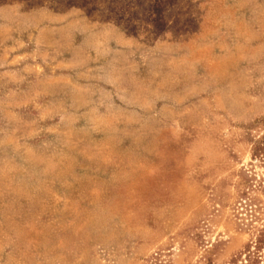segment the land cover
Segmentation results:
<instances>
[{
    "label": "rangeland",
    "instance_id": "374dc122",
    "mask_svg": "<svg viewBox=\"0 0 264 264\" xmlns=\"http://www.w3.org/2000/svg\"><path fill=\"white\" fill-rule=\"evenodd\" d=\"M249 248L264 264V0H0V264Z\"/></svg>",
    "mask_w": 264,
    "mask_h": 264
},
{
    "label": "trees",
    "instance_id": "16d2710c",
    "mask_svg": "<svg viewBox=\"0 0 264 264\" xmlns=\"http://www.w3.org/2000/svg\"><path fill=\"white\" fill-rule=\"evenodd\" d=\"M246 192L244 191L243 193H242V196H246ZM261 248H263V242H258L257 244H256V247H255V249H261ZM251 248H249V259H250V264H259V257H258V255H251Z\"/></svg>",
    "mask_w": 264,
    "mask_h": 264
}]
</instances>
